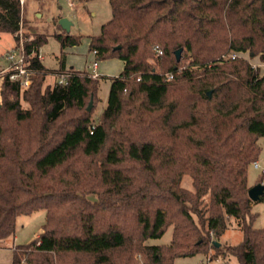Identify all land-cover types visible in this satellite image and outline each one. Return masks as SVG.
I'll return each mask as SVG.
<instances>
[{
  "label": "trees",
  "instance_id": "1",
  "mask_svg": "<svg viewBox=\"0 0 264 264\" xmlns=\"http://www.w3.org/2000/svg\"><path fill=\"white\" fill-rule=\"evenodd\" d=\"M110 3L112 18L89 50L125 66L97 119L102 77L66 62L82 36L55 35L62 51L52 70L39 53L47 36L26 33L30 85L8 77L1 85L0 242L15 236L20 216L46 212L43 232L13 248L12 264H116L115 253L140 249L153 264L211 250L213 261L264 264V228L253 225L248 195L264 138V75L222 58L250 52L264 62V0ZM22 10V0H0V34L16 35V49ZM155 47L159 68L149 62ZM186 174L192 189L182 186ZM171 218L168 251L145 244L162 238ZM230 218L243 240L217 247Z\"/></svg>",
  "mask_w": 264,
  "mask_h": 264
},
{
  "label": "rangeland",
  "instance_id": "2",
  "mask_svg": "<svg viewBox=\"0 0 264 264\" xmlns=\"http://www.w3.org/2000/svg\"><path fill=\"white\" fill-rule=\"evenodd\" d=\"M22 9L23 29H21L18 35L20 37H24L26 33H30L43 34L47 36L48 41L40 48L39 52L40 57L43 59V63L47 68L55 70L59 67L58 57H60L62 49L61 44L55 35L71 34L82 36V39L79 45L65 50L67 53L66 62L68 63V66L73 67L77 71H90L91 67L88 69V67H86V62L89 58L88 62H91L92 66V63L96 59L93 52L89 50L88 43H90V37L98 36L101 33L102 25L107 23L112 18L110 0H22ZM61 19H67L71 22L72 25L69 32L62 28L60 23ZM16 46V35L11 33L0 34V71L9 66L7 56H10L13 51H16ZM222 58L227 62L231 59L235 61L248 62L251 66L257 69L261 75H264V62L258 55H252L250 52H230ZM106 61L107 60L97 61L100 66L98 68V72L100 75L103 74V77L101 78L100 88L98 91L99 101L94 114L95 119L101 115L108 103L111 86V77L109 78V76L112 75L102 72L103 64ZM149 62L159 68L162 58L161 56H158L155 51H153V56L149 58ZM188 62L189 60L183 62L180 69L188 66ZM54 82L55 78L51 75V77L49 76L46 78L45 86L48 84L53 85ZM259 143L262 150L259 159L256 161L260 164V167H263L264 138H261ZM261 177V169H257L255 167V163H253L248 170L249 188L258 183H264V179L259 182ZM182 186L192 189L191 187H193V181L189 174L184 176ZM91 199L94 200V196H92ZM208 199L209 198L206 197V203ZM252 203V211L257 214L253 225L255 228H264V202L252 201ZM202 206L203 204L201 207ZM228 220H230L228 230L218 240L214 239V241L221 243V246L236 245L243 240V232L240 230L237 220L234 218H230ZM171 222L172 223L169 225L167 232L162 238L152 239L145 244L164 245L165 248L170 247L173 240L174 227L178 220L171 218ZM45 224L46 212L44 210L36 211L30 215L20 216L17 220L15 236L3 241L5 242L4 245L7 249L0 248V264H12V248L28 244L36 239L43 232ZM167 248L165 251H168ZM215 254L216 252L211 250L209 255L177 257L170 262H167V264H206L207 262H202V260L206 258L211 259V256H215ZM113 258L116 264H153L149 255L146 254L145 250L141 249L135 250L130 256L126 251L117 252L114 254ZM81 259L86 258L81 257ZM86 260L92 261L91 258ZM128 260H131V262H128ZM231 264H238L235 257L231 258Z\"/></svg>",
  "mask_w": 264,
  "mask_h": 264
},
{
  "label": "built area",
  "instance_id": "3",
  "mask_svg": "<svg viewBox=\"0 0 264 264\" xmlns=\"http://www.w3.org/2000/svg\"><path fill=\"white\" fill-rule=\"evenodd\" d=\"M23 37H21V45L15 49L16 51H13V53L10 54V56H7L9 60V66L0 71V88L5 80L6 77L9 78L10 81H20L23 88H27L30 85V68L28 67L30 62L27 60V57L25 56L24 46H23ZM155 53L158 56H161L163 54V50L159 47H155ZM96 54V52H94ZM92 67L94 70L98 67V62L94 61L92 63ZM93 77H99V75L94 72L92 73ZM66 82V75L63 74L61 77L58 78L59 84H64ZM255 167L257 169H261V172L264 174V166L260 167V164L258 162H254ZM225 264L222 261L216 260L213 261L212 259H209L207 264Z\"/></svg>",
  "mask_w": 264,
  "mask_h": 264
},
{
  "label": "crops",
  "instance_id": "4",
  "mask_svg": "<svg viewBox=\"0 0 264 264\" xmlns=\"http://www.w3.org/2000/svg\"><path fill=\"white\" fill-rule=\"evenodd\" d=\"M90 42V41H89ZM93 55L95 56V54L93 53ZM42 59V58H41ZM88 60H89V58H88ZM88 60H87V62H86V67H88V69H90V67H91V69H90V71L92 72V73H94V72H96L98 75H99V77H103V74L102 75H100V73L98 72V68L100 67L99 66V63H98V67H97V69L96 70H94L93 69V67L91 66V62L89 63L88 62ZM42 61H43V59H42ZM124 66H125V64H124V62L123 61H121V60H118V59H112V60H107L104 64H103V67H102V72L103 73H105V74H108V75H112V76H109V78L110 77H116V76H118V75H120L121 74V72L123 71V69H124ZM67 67H69V68H72V67H70V66H68V63H67ZM87 69V68H86ZM108 77V76H107ZM3 243V244H2ZM4 243L5 242H0V248L1 249H7L6 247H5V245H4ZM14 248V247H13ZM13 248H12V252H13ZM13 258V257H12ZM208 258H206V259H204V260H202V262H204V261H206V262H208V260H207ZM12 262H13V260H12Z\"/></svg>",
  "mask_w": 264,
  "mask_h": 264
},
{
  "label": "water",
  "instance_id": "5",
  "mask_svg": "<svg viewBox=\"0 0 264 264\" xmlns=\"http://www.w3.org/2000/svg\"><path fill=\"white\" fill-rule=\"evenodd\" d=\"M60 23L62 25V28L64 30H66L67 32L70 31L71 29V22H69L67 19H61L60 20ZM180 53L181 51H178L177 52V55L180 56ZM1 106V104H0ZM93 108V99L91 100L87 110L88 111H91ZM250 190H248V195L250 197V199L253 201V202H259L261 200V197L263 196L264 194V183H258L256 184L255 186L249 188ZM214 244L217 246V247H221V243L217 242V241H214Z\"/></svg>",
  "mask_w": 264,
  "mask_h": 264
}]
</instances>
